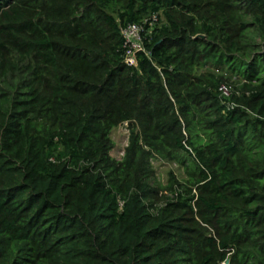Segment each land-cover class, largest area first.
<instances>
[{"label": "trees", "instance_id": "obj_1", "mask_svg": "<svg viewBox=\"0 0 264 264\" xmlns=\"http://www.w3.org/2000/svg\"><path fill=\"white\" fill-rule=\"evenodd\" d=\"M227 260L264 264V0H0V264Z\"/></svg>", "mask_w": 264, "mask_h": 264}, {"label": "rangeland", "instance_id": "obj_2", "mask_svg": "<svg viewBox=\"0 0 264 264\" xmlns=\"http://www.w3.org/2000/svg\"><path fill=\"white\" fill-rule=\"evenodd\" d=\"M112 139L115 143V148L112 151L111 156L117 160H121L124 156L125 148L129 139L128 124L116 128L112 133ZM153 167L157 180L164 185L167 184L170 172H174L179 178L182 177V171L174 163L153 161Z\"/></svg>", "mask_w": 264, "mask_h": 264}, {"label": "built area", "instance_id": "obj_3", "mask_svg": "<svg viewBox=\"0 0 264 264\" xmlns=\"http://www.w3.org/2000/svg\"><path fill=\"white\" fill-rule=\"evenodd\" d=\"M122 34L125 39V62L128 66L136 65L135 55L137 52L144 51L143 48V27L131 25L122 30ZM220 92L224 97H229L230 88L226 85H222ZM232 108V107H229Z\"/></svg>", "mask_w": 264, "mask_h": 264}, {"label": "water", "instance_id": "obj_4", "mask_svg": "<svg viewBox=\"0 0 264 264\" xmlns=\"http://www.w3.org/2000/svg\"><path fill=\"white\" fill-rule=\"evenodd\" d=\"M198 38H204V36H199ZM224 264H230V261L229 260H227Z\"/></svg>", "mask_w": 264, "mask_h": 264}]
</instances>
